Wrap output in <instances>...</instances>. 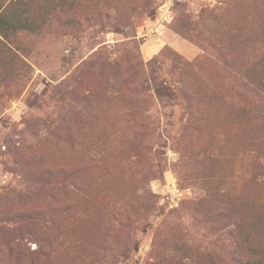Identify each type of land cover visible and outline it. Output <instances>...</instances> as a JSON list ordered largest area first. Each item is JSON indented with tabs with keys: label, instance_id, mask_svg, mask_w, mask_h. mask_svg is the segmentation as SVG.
Listing matches in <instances>:
<instances>
[{
	"label": "rangeland",
	"instance_id": "374dc122",
	"mask_svg": "<svg viewBox=\"0 0 264 264\" xmlns=\"http://www.w3.org/2000/svg\"><path fill=\"white\" fill-rule=\"evenodd\" d=\"M101 2L0 58V264L264 259V0Z\"/></svg>",
	"mask_w": 264,
	"mask_h": 264
},
{
	"label": "trees",
	"instance_id": "16d2710c",
	"mask_svg": "<svg viewBox=\"0 0 264 264\" xmlns=\"http://www.w3.org/2000/svg\"><path fill=\"white\" fill-rule=\"evenodd\" d=\"M100 4H102L100 0H72L65 7L59 0H0V58L3 64L11 70L18 67L26 72L29 66L18 53L17 40L21 34H39L52 19L65 12L70 13L72 23L80 27L83 22L97 20ZM17 80L21 83L19 79ZM243 260L245 264H264L263 258L244 259L234 249L225 255L224 263L240 264Z\"/></svg>",
	"mask_w": 264,
	"mask_h": 264
},
{
	"label": "built area",
	"instance_id": "2783aa9c",
	"mask_svg": "<svg viewBox=\"0 0 264 264\" xmlns=\"http://www.w3.org/2000/svg\"><path fill=\"white\" fill-rule=\"evenodd\" d=\"M169 13L167 11H165L164 13H161V18H163L166 21H169L170 19H168Z\"/></svg>",
	"mask_w": 264,
	"mask_h": 264
}]
</instances>
